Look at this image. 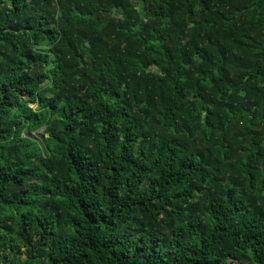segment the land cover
<instances>
[{"label": "trees", "instance_id": "1", "mask_svg": "<svg viewBox=\"0 0 264 264\" xmlns=\"http://www.w3.org/2000/svg\"><path fill=\"white\" fill-rule=\"evenodd\" d=\"M0 264H264V0H0Z\"/></svg>", "mask_w": 264, "mask_h": 264}]
</instances>
